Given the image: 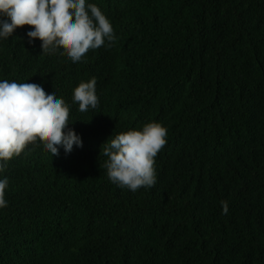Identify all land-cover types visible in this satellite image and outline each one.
Masks as SVG:
<instances>
[{
    "label": "trees",
    "instance_id": "trees-1",
    "mask_svg": "<svg viewBox=\"0 0 264 264\" xmlns=\"http://www.w3.org/2000/svg\"><path fill=\"white\" fill-rule=\"evenodd\" d=\"M88 2L116 40L78 63L28 25L0 41V79L55 91L83 141L29 143L0 172V264H264V0ZM93 77L99 106L81 113L73 89ZM153 121L157 183L122 189L102 145Z\"/></svg>",
    "mask_w": 264,
    "mask_h": 264
},
{
    "label": "clouds",
    "instance_id": "clouds-1",
    "mask_svg": "<svg viewBox=\"0 0 264 264\" xmlns=\"http://www.w3.org/2000/svg\"><path fill=\"white\" fill-rule=\"evenodd\" d=\"M25 25L31 26L26 33L28 43L39 40L44 55L60 49L73 63L80 62L90 49L111 46L116 40L110 20L88 0H0V41ZM96 85L93 77L73 89L72 102L78 104L79 112L98 108ZM69 114V104L55 91L46 93L41 84L0 79V172L32 142L41 141L52 156H58L61 148L65 154L74 146L82 148L81 136L70 127ZM166 143L167 128L155 121L115 133L101 150L107 157L108 179L132 192L154 187L155 157ZM8 185L6 176L0 178V208L7 206ZM221 208L227 214L228 202L221 201Z\"/></svg>",
    "mask_w": 264,
    "mask_h": 264
}]
</instances>
